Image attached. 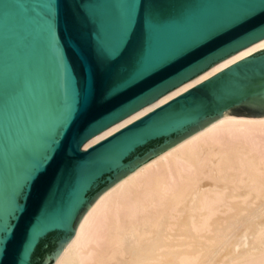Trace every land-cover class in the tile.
Returning <instances> with one entry per match:
<instances>
[{
  "label": "water",
  "instance_id": "1",
  "mask_svg": "<svg viewBox=\"0 0 264 264\" xmlns=\"http://www.w3.org/2000/svg\"><path fill=\"white\" fill-rule=\"evenodd\" d=\"M264 0H0V264H53L104 187L218 115L264 114Z\"/></svg>",
  "mask_w": 264,
  "mask_h": 264
},
{
  "label": "bare ground",
  "instance_id": "2",
  "mask_svg": "<svg viewBox=\"0 0 264 264\" xmlns=\"http://www.w3.org/2000/svg\"><path fill=\"white\" fill-rule=\"evenodd\" d=\"M263 48L264 37L214 61L81 148ZM263 138L264 114L218 115L97 193L53 264H264Z\"/></svg>",
  "mask_w": 264,
  "mask_h": 264
},
{
  "label": "rangeland",
  "instance_id": "3",
  "mask_svg": "<svg viewBox=\"0 0 264 264\" xmlns=\"http://www.w3.org/2000/svg\"><path fill=\"white\" fill-rule=\"evenodd\" d=\"M232 113H233V111H232ZM258 115H259V114H258ZM263 139H264V138H263ZM263 139H262V141H263V143H264V140H263ZM261 143H262V142H260V144H261ZM262 145H263V144H262ZM154 156H155V154L152 155L151 158L149 157L148 160L152 159ZM146 160H147V159H146ZM54 259H55V255H54Z\"/></svg>",
  "mask_w": 264,
  "mask_h": 264
}]
</instances>
